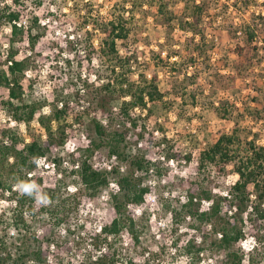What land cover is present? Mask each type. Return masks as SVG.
I'll list each match as a JSON object with an SVG mask.
<instances>
[{"label": "rangeland", "instance_id": "1", "mask_svg": "<svg viewBox=\"0 0 264 264\" xmlns=\"http://www.w3.org/2000/svg\"><path fill=\"white\" fill-rule=\"evenodd\" d=\"M123 1L129 31L125 41L119 43V50L128 57L132 78L138 79L142 73L147 78L155 76L163 96L150 114L146 108H133L136 124L129 121L125 128L127 138L132 140L127 142V149L148 157L153 169L144 176L150 186L145 201L129 206L137 220L139 241L133 242L125 229L108 238L118 248L116 264H126L129 259L143 260L148 251L153 254V264H193L182 252L187 238L196 233L192 220L182 214L176 219L172 212L179 210L180 203L186 200L191 181L222 192L237 176L232 164L223 173L210 165L200 169V151L224 132L236 133L242 145L249 139L264 145V0H204L200 18L193 15L191 0H163L166 2L163 13L157 8L158 0H134L132 6L130 0H19L21 19L27 21L36 15L41 33L31 53L37 65L28 68L23 79L28 87L24 99L42 103L41 110L47 113L55 98L61 99L72 91L71 81L78 80V61L87 58L82 50L74 49L70 37L75 35L84 45L89 43L91 64L99 62L98 43L103 33L82 21L110 16ZM169 15H173L171 19ZM249 26L254 28L251 40L244 30ZM8 32V25H0L2 57L7 47L4 35ZM27 43L26 38L17 43V56L29 53ZM253 43L257 44L256 49ZM66 55L74 59L69 66ZM81 73L94 78V73L85 68ZM82 82L83 79L76 83ZM5 98V88L0 86V101ZM70 103L63 119L68 129L66 140L54 145L46 158L38 160L33 172L41 180L32 176L28 185L34 189L37 205L43 192L51 193L49 188L54 187L56 196L50 206H56L59 196L74 189L79 190V204L58 222L56 215L47 211L34 217L26 215L29 226L19 231L30 235L33 244L40 240L44 257L38 263L29 258L26 264H81L87 252H97L92 247L91 235L115 215L108 195L111 185L90 196L80 188L79 177L72 171L73 160L81 148L89 144L90 136L96 137L94 118L104 121L106 113L87 104V98L72 97ZM2 128L16 131L26 140L27 133L42 131L36 119L26 129L23 122L10 117L0 102ZM169 152L175 156H168ZM53 157H59L60 163L54 164ZM91 160L98 168L118 162L106 146L96 148ZM112 177L111 174V180ZM48 202V198L43 199L45 205ZM206 205L203 201L201 206ZM59 207L60 204L56 209ZM9 208L10 203L1 198L0 235L16 255L21 234L7 222ZM58 210V215L64 213ZM252 243L249 233L240 242L246 250ZM202 256L204 261L208 253ZM0 264L19 263L8 259L0 260ZM258 264H264V257Z\"/></svg>", "mask_w": 264, "mask_h": 264}, {"label": "trees", "instance_id": "2", "mask_svg": "<svg viewBox=\"0 0 264 264\" xmlns=\"http://www.w3.org/2000/svg\"><path fill=\"white\" fill-rule=\"evenodd\" d=\"M191 1L193 15L200 18L204 0ZM130 4L132 6L134 0H130ZM165 7L166 2L158 0V10L163 13ZM123 9L124 1L110 16L83 19V24H91L93 28H99L103 33L98 43L101 57L99 56V62L91 64L89 43L84 45L75 35L70 37L69 40L75 45L74 49L82 50L87 60L78 61L76 75L78 80L71 81L72 91H67L61 99L55 98L46 113L41 110L42 103L24 99L28 88L23 82L26 70L37 65V60L31 53L41 36L38 17L34 15L24 21L21 19L19 0H0V25L6 24L9 27L8 34L4 35L7 41L5 55L2 57L0 53V86L6 91V98L0 102L7 108L10 117L17 122H23L26 129L27 127L29 129L31 121L36 119L42 130L37 134L27 133L26 140L25 136L16 131L7 132L3 128L0 129L4 130L0 134V200L4 198L10 203L8 209L10 216L7 222L13 231L21 234L19 235L21 245L16 255L8 249L4 237L0 235V260L3 262L12 259L19 264H26L29 258L33 259L34 263L43 262L40 240L39 243L33 244L30 235L19 231L21 227L29 226L26 215L34 217L36 213L47 211L56 215L55 220L58 222L64 219L65 213L79 204L77 199L79 190L74 189L67 191V195L63 197L59 196L56 206H50L56 196L54 187L49 188L52 190L51 193L43 192L42 201L37 205L34 189L28 185L32 176L41 180L33 172L38 160L46 158L54 145L66 140L68 129L63 119L71 108L72 97L87 98V104H93L95 108L106 113L104 121L94 118L93 128L96 137L90 136L89 144L81 148V153L73 160L72 171L74 170L79 177L80 188L90 196H96L111 181L117 185V189L109 191L115 215L108 223L102 224L99 231L91 235L93 249L100 250L103 247L105 249L95 254L87 252L86 259L81 264H116L119 261L118 248L108 238L110 234L115 235L125 229L130 233L133 242L139 241L137 220L130 212L129 206L139 205L145 201L150 186L144 181V176L153 169L152 161L148 157L127 149V142L132 140L127 138L125 128L129 121L136 124V119L131 113L133 108H146L150 114L163 93L157 85L155 76L147 78L143 73L138 79L131 76L127 65L128 57L121 53L118 47L119 43L125 41L129 31ZM172 16L169 15L168 18L171 19ZM244 30L247 39L251 40L254 28L249 26ZM24 38L28 42L29 53L24 52L23 55L17 56L19 52L17 43ZM252 47L256 49L257 44L253 43ZM66 56L65 60L69 66L74 59L71 55ZM83 68L94 73V78L90 79L87 74L82 76ZM81 79L82 84L77 85L76 82ZM101 146H106L108 153L115 156L117 164H112L109 168H98L93 164L92 153ZM172 155L175 156L174 152L168 153V156ZM52 159L54 164L61 161L59 157ZM228 164L233 165V171L237 176L224 191H214L199 181H191L186 200L180 203L179 210L175 209L172 212L176 219L180 214L191 218V226L196 231L182 246V252L189 258L190 263L258 264L264 257V145L257 144L254 139H249L242 145L236 133H220L200 151L198 167L205 169L210 165L223 173ZM70 197L73 200L70 201ZM47 198L49 205L43 203V199ZM203 201H207L206 207L201 206ZM59 204L58 209L64 212L62 215H58L59 210L56 209ZM248 233L252 235L253 243L251 248L246 250L240 242ZM204 252L208 253V257L213 261L208 257L203 261ZM152 255L151 251H148L143 260L129 259L126 264H153Z\"/></svg>", "mask_w": 264, "mask_h": 264}, {"label": "built area", "instance_id": "3", "mask_svg": "<svg viewBox=\"0 0 264 264\" xmlns=\"http://www.w3.org/2000/svg\"><path fill=\"white\" fill-rule=\"evenodd\" d=\"M113 157H115L114 155H113ZM110 167V166H109ZM108 167V168H109ZM110 185H111V187H112V189H117V185L115 184V182L114 181H111L110 182ZM108 195H109V193H108ZM206 203H207V201H205ZM101 227V226H100ZM100 230V229H99ZM105 248L103 247L102 249H100V250H97V252H100L101 250H104Z\"/></svg>", "mask_w": 264, "mask_h": 264}]
</instances>
